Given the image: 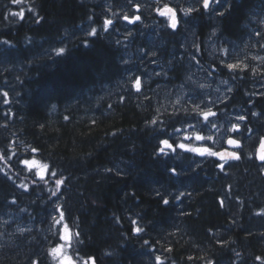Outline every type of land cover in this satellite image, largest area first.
<instances>
[{"label":"trees","instance_id":"16d2710c","mask_svg":"<svg viewBox=\"0 0 264 264\" xmlns=\"http://www.w3.org/2000/svg\"><path fill=\"white\" fill-rule=\"evenodd\" d=\"M237 123L238 160L154 154ZM262 136L264 0H0V264H53L64 224L79 264H264Z\"/></svg>","mask_w":264,"mask_h":264},{"label":"snow or ice","instance_id":"6c2138e0","mask_svg":"<svg viewBox=\"0 0 264 264\" xmlns=\"http://www.w3.org/2000/svg\"><path fill=\"white\" fill-rule=\"evenodd\" d=\"M13 3L19 4L22 3V0H13ZM203 7L204 8H208L209 7V0H203ZM189 11H191V9H189ZM13 15H19L21 18L24 17V13L23 11H21L20 13H13ZM159 15L163 18L165 16H170L171 17V28L173 30H175L177 28V19L174 13V9L172 7H170L169 5L165 4L163 7V10L159 11ZM125 22H128L130 24H136L137 22H139L141 20L140 16H134V17H129V16H124L123 17ZM40 21L37 20L36 23H39ZM105 25L106 26H111L113 25V21L112 20H106L105 21ZM97 31L96 29H92V31L89 33V35L95 36L97 35ZM117 43H119V41H117ZM64 53V49L60 48L59 49V54H63ZM148 53L145 52L144 55H147ZM153 55H155L153 53ZM238 67V65L236 64H227V68L230 70H235ZM135 90L136 92H141V80L139 77L135 78ZM195 102V101H193ZM216 114L214 112H212L211 110L204 112L202 115V119L205 122V126H207L208 124L211 123L210 121V117L215 116ZM239 120L243 121L245 119L244 116H239L238 117ZM151 123L153 125H156L158 123L157 120H152ZM213 127H215V125H212ZM181 131V129L177 128L174 130L175 133H179ZM232 131L233 132H239V125H232ZM171 139V134H170V138L169 139H161L159 141V146L156 148L155 150V155L159 158V157H170L173 154H177V149L180 150H185V151H190L193 152L195 154H198L199 156L203 157L205 156V154L213 156V157H219L220 160H224L227 161V159L229 158H234V159H239V156L236 154V152H218V151H212L210 148L208 147H189V145L187 143L181 142L179 144H175L173 142H170ZM185 141H191L192 139H195L196 141H204L205 139L207 140H212V136H208L207 138H205L203 135H201L199 132H196L194 134V136H187L185 135L183 138ZM227 143L231 146H236L239 147L238 142L235 139L229 138L227 140ZM260 155H259V159L264 162V138H261L260 141ZM33 151H36V149H33ZM24 164H30L29 161L25 160L23 161ZM31 164H35V161H32ZM221 170L224 169L225 165L223 163H220L217 165ZM42 171L41 173H39V179L40 180H44L45 182H47L45 180V177L43 175V170H48L49 169V165L48 164H43L39 166ZM167 171H169L172 175H178V171L175 167H170L167 169ZM51 175L53 177H56L58 174L55 171H51ZM57 188L59 189V186L61 184L64 183L63 180L61 179H56L55 181ZM53 196L56 195L55 192L52 193ZM157 195L160 196V200L164 205H168L170 203V200L168 198H166L165 195H161L159 192H157ZM185 194L183 192H180L177 196L173 197V199H180V197L184 196ZM222 203V202H221ZM58 211L60 212V216L61 219H63V211L58 209ZM57 223H59V221H57ZM133 223H136V221H133ZM142 231L141 228L137 227L135 229V232L137 234H139ZM68 227L65 224L64 225V235L61 236V240H68ZM78 235V234H77ZM145 243H147V241H145ZM59 251V248L53 249V252H57ZM191 259V258H190ZM257 259H260L259 257H257ZM157 260H159V258H157ZM61 264H75V261H73L71 258H65L61 261ZM85 264H87V261L85 262ZM208 264H212V261H208Z\"/></svg>","mask_w":264,"mask_h":264},{"label":"rangeland","instance_id":"374dc122","mask_svg":"<svg viewBox=\"0 0 264 264\" xmlns=\"http://www.w3.org/2000/svg\"><path fill=\"white\" fill-rule=\"evenodd\" d=\"M199 2L203 4V0H192V5L197 6V3H199ZM212 4H213V2H212ZM135 14L136 13H134L131 16L134 17ZM201 79H203V75H202ZM224 86H225V83L219 84L218 85V87L220 88L219 91L222 94H227V90H226V88ZM236 125H239V123H237ZM223 130H224V132H223ZM230 133H233L232 127L228 128V126L225 125L223 127H220V129L218 130L217 136L221 137L222 134H225L224 137L228 138ZM203 147H208V148H210L212 150V147L208 143L204 144ZM32 161H35V164H31ZM29 162H30V164H27L28 167H33L36 170L37 175L39 173H41L42 169L39 166L44 164L42 161L38 160L37 158H32L31 160H29ZM43 175L46 178L47 170H43ZM7 219L8 218H6L4 216L2 218V222H0V223H3V224L9 223L10 219L8 221H4V220H7ZM57 221H59V218L57 219ZM64 225H63V234L62 235H64ZM26 228H27V226L25 224H16V229L17 230H23V229H26ZM67 235H68V240L67 241L60 240V242L53 248V249L59 248V251L54 253L53 250H52L53 264H61V261L63 259H65V258H71L73 261H75V264H79L78 261L75 260V258L71 254V248L70 247H71L72 233H71V230L69 228H68V234Z\"/></svg>","mask_w":264,"mask_h":264},{"label":"water","instance_id":"95a60500","mask_svg":"<svg viewBox=\"0 0 264 264\" xmlns=\"http://www.w3.org/2000/svg\"><path fill=\"white\" fill-rule=\"evenodd\" d=\"M213 1H214V0H209V7H208V8H210V7L212 6V2H213ZM208 8H207V9H208ZM137 15L140 16V14H136V16H137ZM140 17H141V16H140ZM130 18H131V17H130ZM229 138L235 139V140L238 142L239 147L229 145V144L227 143V140H228ZM261 138H264V136H262ZM260 141H261V139H260ZM260 141H259V144H258L257 149H256V158H257V160H258L260 163H264V162H262V161L259 159V155H260V152H261V149H260ZM241 147H242V141H241L239 138L235 137V136H230V137H228V138L226 139L225 147L222 148V149H220L218 152H236V154H237L238 156H240L239 150L241 149ZM229 159H233V158H229Z\"/></svg>","mask_w":264,"mask_h":264}]
</instances>
